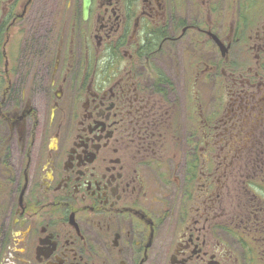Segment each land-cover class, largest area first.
Here are the masks:
<instances>
[{
	"label": "flooded vegetation",
	"instance_id": "af4514ba",
	"mask_svg": "<svg viewBox=\"0 0 264 264\" xmlns=\"http://www.w3.org/2000/svg\"><path fill=\"white\" fill-rule=\"evenodd\" d=\"M248 13L0 0V264H264V6Z\"/></svg>",
	"mask_w": 264,
	"mask_h": 264
},
{
	"label": "rangeland",
	"instance_id": "374dc122",
	"mask_svg": "<svg viewBox=\"0 0 264 264\" xmlns=\"http://www.w3.org/2000/svg\"><path fill=\"white\" fill-rule=\"evenodd\" d=\"M264 0H232V8H243L246 7L248 9V12L250 15L241 14L242 20L244 19L245 22H248V19H252L255 23L258 17L254 20L255 16H258V13L263 10ZM249 7H252L249 9ZM235 13L238 15V10L235 11ZM248 13V14H249ZM244 24L241 26V29H244Z\"/></svg>",
	"mask_w": 264,
	"mask_h": 264
},
{
	"label": "water",
	"instance_id": "95a60500",
	"mask_svg": "<svg viewBox=\"0 0 264 264\" xmlns=\"http://www.w3.org/2000/svg\"><path fill=\"white\" fill-rule=\"evenodd\" d=\"M90 4L91 0H82V14L84 20L88 17Z\"/></svg>",
	"mask_w": 264,
	"mask_h": 264
}]
</instances>
